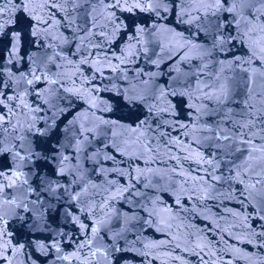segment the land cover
<instances>
[{"label":"snow or ice","instance_id":"snow-or-ice-1","mask_svg":"<svg viewBox=\"0 0 264 264\" xmlns=\"http://www.w3.org/2000/svg\"><path fill=\"white\" fill-rule=\"evenodd\" d=\"M72 0H64V3H71ZM101 4L104 5L103 11L107 13L106 19L109 23L114 25L113 32L111 36L114 37L116 32L119 31L123 25L116 23V9L122 12L134 13L139 10L144 13H154L156 16L161 15L163 12H171L175 15L176 20L180 24H186L190 27H195L197 37L201 32L205 36L211 37V48H205L203 43L193 42L192 39L186 37L183 32L177 31L175 28L162 25L158 28L154 27L153 31L160 33L165 37L171 36L175 40V44L164 43L162 40L157 39L155 41L156 47L159 48L160 54H166L169 60L176 58L173 68L177 72L180 71V63L184 61H191L195 57L192 55L194 51L203 52L204 55L211 56L215 53L217 56H223L222 59L218 60L220 71L215 73V78L211 82H205L201 79V73H204L207 64L204 67L198 68L197 72H187L185 73V83L182 85L183 91L168 86L165 88H160L158 94H156L155 89L144 88L137 90L136 85H130L127 89L121 90L120 88L113 85L112 89L107 86L101 87L92 85L91 80L85 77L83 81L77 84L78 75L81 71L79 65L89 64L95 65V72L100 73L103 77V69L105 66L109 67L111 71L116 72L120 70V65L128 62L130 56L135 55L139 49L133 51L134 45L130 46L127 55L121 51L120 56H115V59L119 63L113 65L107 57L101 58L99 54H96L95 58L90 60L89 57L93 54L90 52L88 56H83L78 61L76 70L72 71L69 75L63 71L64 65L56 64L55 59L52 56H47L48 64H54L57 69H61L54 73L56 78H52V74H46L40 72L37 66V56L36 52L27 56V59L32 62L33 68L30 74H21L17 80H23L27 85L32 86L37 82H44L47 85H59V88L55 91V96L58 100H67L66 106H60L56 103L44 100L43 103L48 104V109H42L39 105H33L28 100L30 95L29 91L25 89L23 92H17L12 90L11 94H7L3 89H11V81L14 79L13 74L9 73L7 80L3 77V64H0V156L7 153L3 159H0V199L4 200V203L8 205H16L17 201L15 198H7V189L16 188L19 184H27L28 181L24 178V173L21 170V165L23 163H31L38 170L43 165L41 161L47 163L49 160L55 162L59 160V164L63 165L68 161L69 157L63 155V150L68 146L60 142L58 135L60 132V120L61 117L65 115L66 112L72 108L73 97L77 100L83 102L86 107L83 110L76 112L71 116V119L67 120V123L63 126V133L67 139V133L72 130L77 152L82 150L85 142L90 143L91 138L102 137L104 139L109 138L111 135L110 144L111 147L119 154L126 157L135 156L137 159H144L146 156L149 157L146 163L150 160L155 159L153 155V147L150 143L151 137L148 135L152 131L151 120L154 116H160L162 113H169L170 115L176 114V105L172 103L169 97H181L180 103L183 104L187 109V115L192 117L196 113H201L203 108L207 105L204 101L215 100L218 105L223 104L231 100L233 94L235 93V87L230 84V78L225 73V69H235L239 68L243 72H248L246 65L252 67V75L244 78V87L248 89V92L252 93V88L248 86L247 81L249 79H255L256 73L264 75V0H99ZM179 4V10L177 11L176 5ZM56 9L57 11H65V8L60 4V0H0V34L8 36V48L7 55L9 58L16 57L19 54L23 33L21 31L13 30L10 33L7 31L10 25L17 23V19L13 15L14 13H23L29 21L30 35L33 38H38L42 33L50 35V30L56 25L60 24V20L55 19V13L49 15V10ZM227 14V15H225ZM107 26V25H106ZM146 31L144 26H139L136 28L137 34H143ZM90 35H93L90 33ZM101 35L107 40L109 34L106 32H101ZM191 35V33H189ZM55 37H53L54 39ZM130 40L135 39V36L129 38ZM34 44H38L36 39L33 40ZM83 43V41H81ZM140 41H137L139 44ZM237 43L242 49H246L243 56L235 55L232 53V49L236 47ZM95 48L101 47L100 44L93 45ZM145 53L148 49H144ZM80 50H77L79 54ZM152 55H157L153 50ZM149 57L146 56V59ZM161 58H163L161 56ZM24 59V57H20ZM66 59L67 58H63ZM203 61V55L200 56ZM106 61V65L105 62ZM11 63V59L8 61ZM43 62V61H42ZM159 67L157 60L151 61ZM68 65H72L73 61L67 60ZM47 68V64L45 65ZM51 73V70H48ZM31 78H28V76ZM140 73H138L139 77ZM155 75L151 73L150 76ZM223 77V79H221ZM96 77L93 75L92 79ZM127 79V77H125ZM142 84L147 85L148 81H140ZM67 85V86H66ZM90 85V86H86ZM50 89L45 88L43 90L36 89L35 95L37 97H42L45 92H49ZM101 91L113 92L114 95L103 98L99 94ZM61 92L66 95H61ZM264 97V93H259ZM186 98V99H183ZM251 99V95L249 96ZM151 101V102H150ZM249 109L254 106L249 104L247 100L244 102ZM264 103V100H262ZM163 105V106H161ZM199 105V106H198ZM141 107L147 108L149 115L141 117L138 115ZM41 111H50L51 115H45L43 117H38L36 114ZM219 109H214L209 112V115L217 114ZM110 112L119 113V115H113L110 117H105L103 115H98L97 113ZM264 109L256 108L254 115L256 119H248L246 123L241 124L237 121L234 127H238L239 133L235 139L239 140L240 147L235 148V152L243 155L245 152L247 156L244 163L248 166L243 169V173H247L252 165L248 164V161L256 159L254 153L261 152L264 153V147L257 148L253 144V139L257 136L264 141ZM154 114V115H153ZM250 116L253 113L249 114ZM198 119V118H197ZM38 120H43V124L38 126ZM167 123V121H164ZM259 124V132H252L251 129ZM78 125V127H76ZM180 128H186L187 125L181 123L178 125ZM160 128V123H156V129ZM248 129V131H245ZM187 135V132L184 133ZM163 135V133H161ZM251 137L247 138L246 137ZM217 139L233 140L235 139L231 136H220V133H216ZM173 143V141H169ZM174 143L181 144L180 140H175ZM5 144H9V147H5ZM71 144V141H69ZM247 145V147H244ZM107 146V145H106ZM219 147V145H217ZM229 152L232 151V145L227 146ZM184 150V149H181ZM199 159L196 163H207L211 165L213 163L212 159H207L203 157L199 152L196 153ZM108 159L115 160V155L107 157ZM190 157H185L189 159ZM236 159H240L237 156ZM264 161V157H261ZM179 163V160L177 161ZM65 169L61 166L58 173H54L52 178H49L47 174L43 178L40 177L39 171L35 173L37 178L41 179V184L43 190L55 193V188L52 187L54 183L56 188L60 187L59 181L55 180V175L62 176ZM175 171V169H173ZM204 171L211 176L213 180H220L221 177L215 176L209 169H204ZM137 178L144 175L143 170L140 168L136 169ZM260 173H257L259 175ZM131 175V174H130ZM183 175V173H180ZM195 180L196 178L193 177ZM200 182L207 184L208 180L201 176L198 178ZM226 180L238 179L241 184L244 183L242 178V172L237 171L236 176H229L224 178ZM112 183V182H110ZM256 184H264V181L257 180L255 184H249L245 187L241 195L251 196L249 189H254ZM147 187V185H145ZM130 187L133 185L125 186L123 189H116L111 195H109L102 203L97 204L93 202L91 206L87 209H81V211H87L93 215L94 224L87 225L80 223L79 217L73 214L72 204L64 207L65 217H71L73 222L79 223L80 228L85 230V240L77 246V250L73 251L69 255H64L58 257L65 261L80 262V264H98L100 257H103L105 261L110 258V249L108 248H98L94 247V239L97 233L100 231V224L103 222L101 219L96 218L97 213H102L106 215V209H109V202L111 200L120 197L125 192H129ZM31 190V189H30ZM87 193V188L82 189L80 192H76L71 196L72 202H79L82 195ZM139 195V193H136ZM177 204L180 203L177 199ZM243 203V201H241ZM52 205H49V209H52ZM62 205L55 207V211H59ZM27 211V206H25ZM37 217L42 214L37 210ZM154 215L153 212H149V216ZM232 215H238V213H232ZM4 220V216L0 214V221ZM149 224H153L154 221L149 220ZM161 224L164 221L160 222ZM31 228H38V223H33L30 225ZM170 227V225L168 226ZM90 230L91 237L87 235ZM163 231L164 229H158ZM7 232L6 229L0 228V260H8L11 264V257L6 255L9 251L19 252L23 245L19 248L13 249L12 242L10 239H5ZM251 236L264 237V231L259 233L252 232ZM175 239V237H173ZM239 239V237H237ZM257 240H250L249 242L257 243ZM170 241H161L159 244H147L146 248L156 249L160 247H167ZM38 246L41 249L46 248V245L39 243ZM258 246L264 247V243H259ZM57 251L59 252V245H55ZM177 248L180 247L179 244L176 245ZM214 247V246H213ZM209 248L208 244L195 243L193 251L201 256L203 264H217L216 260L211 259V257H217L220 252H227L229 250L219 249L206 252ZM88 249V254L86 256L82 255V250ZM199 251H196V250ZM185 251L188 248L184 249ZM115 251L119 252L121 249L116 246ZM139 251V250H137ZM231 251L240 253V249L233 247ZM209 255L208 260H204V256ZM145 257L150 255L149 252L142 253ZM170 259H179V257L171 256L168 254ZM155 258V257H154ZM236 259L240 258L238 255L234 257ZM222 259V257H221ZM151 264V261H149ZM228 264H232L229 260Z\"/></svg>","mask_w":264,"mask_h":264},{"label":"water","instance_id":"water-1","mask_svg":"<svg viewBox=\"0 0 264 264\" xmlns=\"http://www.w3.org/2000/svg\"><path fill=\"white\" fill-rule=\"evenodd\" d=\"M107 2V0H106ZM172 0H170V3ZM60 4L65 8V11H57L56 9L49 10V15L55 13V19L60 20V24L56 25L50 30L51 34H41L38 38H33L30 35L29 21L28 18L23 13H14L13 15L17 19V23L10 25L7 31L10 33L13 30L21 31L22 44L18 56L9 58L7 55L8 48V36L0 34V64H3V77L7 80L9 73L13 74L14 79L11 81V89H3L7 94H11L12 90L17 92H23L27 89L30 93L28 100L33 105H39L42 109H48V104L43 103L44 100L56 103L60 106H66L67 100H58L55 96L56 89L59 85H47L44 82H37L36 84L29 86L23 80H17L20 75L30 74L33 65L27 56L31 55L33 52L38 54L37 56V66L40 72L46 74H52V78H56L54 73L61 71L57 69L54 64H48L47 56H52L55 59L56 64L64 65L63 71L71 74L72 71L76 70L78 61L83 56H88L91 52L93 55L89 57L90 60L94 59L96 54H99L101 58L107 57L108 60L112 62L113 65L119 63L115 56H120L121 51L127 55L130 46L134 45L135 48L132 49L136 51L135 55L129 57L128 62L120 65V70L116 72L111 71L107 66L103 69V77L100 73L95 72V65L83 64L79 65L81 71L78 75L77 84L88 77L91 80L92 85H96L103 89L107 86L109 89L113 88V85L120 88L121 90L127 89L130 85H139L142 81L155 67L152 60H157L160 64L166 57V54H160L159 48L156 47L155 41L157 39L162 40L164 43L171 42L175 44V40L171 36L165 37L160 33L153 31L154 27L158 28L162 25H168L175 28L179 32H183L186 37H190L196 32L195 27H190L186 24H180L177 22L176 17L171 12L161 11L160 16H156L154 13H144L139 10L134 13L122 12L116 9L117 21L123 27L116 32L114 37L111 36L113 32L114 25L109 23L106 19L107 13L103 11L104 5L99 2V0H72L71 3H64V0H60ZM177 11L179 10V4L176 5ZM107 25V26H106ZM139 26H144L146 31L143 34H137L136 28ZM101 32H106L109 34V38L106 40ZM92 33L93 35H90ZM191 33V35H189ZM135 36V39L130 40L129 38ZM53 37H55L53 39ZM36 39L38 44H34L33 40ZM83 41V43H81ZM137 41H140L137 44ZM100 44L101 47L95 48L93 45ZM80 50L79 54L77 50ZM144 49H148L145 53ZM153 50L157 55H152ZM146 56L149 57L146 59ZM161 56L163 58H161ZM24 57V59H20ZM73 61L72 65L67 64V60ZM11 59V63H9ZM43 61V62H42ZM106 65V61L104 62ZM47 64V68L45 65ZM51 70V73L48 70ZM138 73H140L138 77ZM95 75V79L92 77ZM127 77V79H125ZM28 78H31L29 75ZM67 86V85H66ZM90 86V85H86ZM45 88L50 89L49 92H45L42 97H37L35 95V90H43ZM61 95H66L61 92ZM103 98H108L114 95L113 92L101 91L99 94ZM86 105L73 97L72 108L69 112H66L63 117L60 118L62 121L60 123V132L58 139L61 143L68 145L63 150V155L69 157L63 165L59 164V160L53 162L49 160L47 163L41 161L43 165L39 170L34 167L31 163H23L21 165V170L24 173V178L27 179V184H19L16 188L7 189V198H15L17 201L16 205H8L4 203L3 199H0V214L4 216V220L0 221V228L6 229L8 235L5 239H10L12 242L13 249L23 236L24 232L36 216L37 210H40L43 204L46 202L48 197L52 192L43 190L41 179L37 178L35 173L39 171L40 177L43 178L45 174L49 178L53 177L54 173L59 172V168L62 166L65 171L62 176L55 175L54 179L59 182L69 171L78 157L82 154L85 148L88 146V142L82 147V150L77 152L75 145V139L72 130L67 133V139L63 133V126L67 123L68 119L78 111L83 110ZM98 115H103L105 117H110L113 113L103 112L97 113ZM38 117H43L45 115H51L50 111H41L36 114ZM38 126L43 124V120H38ZM78 127V125L76 126ZM93 138H91L92 141ZM71 141V144H69ZM9 144H5V147H9ZM7 156L4 153L0 156L3 159ZM53 188L56 185L52 184ZM31 189V190H30ZM27 206V211L25 210ZM12 251L6 253L10 256ZM7 260H0V264H5Z\"/></svg>","mask_w":264,"mask_h":264}]
</instances>
